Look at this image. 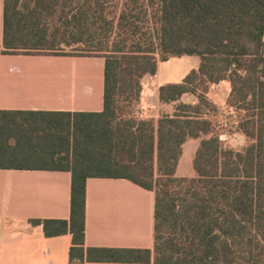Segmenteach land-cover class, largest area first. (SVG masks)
<instances>
[{
	"label": "trees",
	"instance_id": "16d2710c",
	"mask_svg": "<svg viewBox=\"0 0 264 264\" xmlns=\"http://www.w3.org/2000/svg\"><path fill=\"white\" fill-rule=\"evenodd\" d=\"M20 53L104 60L100 111L0 110V169L71 173L69 220H32L71 234L68 264H264V0H4L0 54ZM183 55L200 63L159 87L172 112L138 118L142 79ZM224 79L241 149L211 119L206 92ZM190 139L194 175L178 176ZM88 178L154 191L152 251L84 246Z\"/></svg>",
	"mask_w": 264,
	"mask_h": 264
},
{
	"label": "crops",
	"instance_id": "0c3cea01",
	"mask_svg": "<svg viewBox=\"0 0 264 264\" xmlns=\"http://www.w3.org/2000/svg\"><path fill=\"white\" fill-rule=\"evenodd\" d=\"M4 0H0V45L2 43ZM69 60L73 56H66ZM21 60L18 63L10 60ZM58 62V55L0 54V110L100 111L103 106V64L101 57H83L100 62L98 82L77 84L75 78L59 81L58 74L42 63ZM76 60V59H75ZM200 59L183 55L159 60L154 75L142 81L135 114L157 120L161 111L171 113L173 104L158 99L160 86L180 83ZM69 77V75H68ZM69 82V83H68ZM79 94L77 104L58 99L62 89ZM228 80L209 85L206 97L219 112L231 107ZM182 102L195 103L194 95L184 94ZM240 134V133H239ZM199 139L182 147L176 174L188 171ZM182 167V169H181ZM181 176H184L181 174ZM189 177V176H187ZM71 173L69 171L0 169V264H68L71 234L45 236L41 224L32 220L70 218ZM154 191L123 178L86 180L85 247L142 248L153 250ZM85 264H152L86 262Z\"/></svg>",
	"mask_w": 264,
	"mask_h": 264
},
{
	"label": "rangeland",
	"instance_id": "374dc122",
	"mask_svg": "<svg viewBox=\"0 0 264 264\" xmlns=\"http://www.w3.org/2000/svg\"><path fill=\"white\" fill-rule=\"evenodd\" d=\"M45 56H54V55H45ZM76 59V60H75ZM21 60H10L9 62L18 63ZM44 63L47 68L54 69V73L58 74L59 81H67L68 78H75L78 85H81L82 82H98L100 74V62L97 61H85L83 57L73 56L69 60L66 56H58V62H53L51 60H45ZM69 75V77H68ZM67 79V80H66ZM69 83V82H68ZM79 94L74 93V91H69L67 89H62L58 92V99L63 98L67 104H77L79 101ZM216 125V130L219 132V135H222V142L227 147H232L234 149H241L246 144V139L243 135L234 131V125L236 124V112L234 109L224 110L213 115L211 118ZM226 123V125H221ZM182 169V167H181ZM184 176H193L194 172L192 169V164L188 163V171L181 173ZM180 172L177 174L181 176Z\"/></svg>",
	"mask_w": 264,
	"mask_h": 264
},
{
	"label": "built area",
	"instance_id": "2783aa9c",
	"mask_svg": "<svg viewBox=\"0 0 264 264\" xmlns=\"http://www.w3.org/2000/svg\"><path fill=\"white\" fill-rule=\"evenodd\" d=\"M138 118L139 117H141V114H138V113H136L135 114ZM211 118H213V116H211ZM221 125H226V123H223V124H221ZM219 137H220V139L222 138V135H219ZM50 264V263H49Z\"/></svg>",
	"mask_w": 264,
	"mask_h": 264
}]
</instances>
